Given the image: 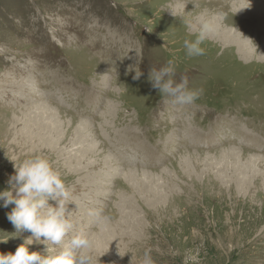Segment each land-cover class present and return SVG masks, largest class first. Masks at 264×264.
<instances>
[{"label":"rangeland","instance_id":"374dc122","mask_svg":"<svg viewBox=\"0 0 264 264\" xmlns=\"http://www.w3.org/2000/svg\"><path fill=\"white\" fill-rule=\"evenodd\" d=\"M239 1L0 0V181L7 190L15 163L48 159L71 193L69 238L91 235L98 264H139L147 249L155 264H264V153L256 151L264 143V27L257 40L249 33L228 48L215 35L201 57L188 58L183 47L202 13L217 19L218 33L244 24L228 13ZM263 13L252 16L261 21ZM244 42L250 57L240 51ZM211 58L217 63L208 66ZM170 59L176 83L187 76L190 89L204 90L193 106L166 102L148 80ZM39 111L53 130L42 131L50 148L29 120L43 121L34 118ZM14 207L0 200V255L26 245L46 256V244L8 220ZM90 211L110 217L107 231Z\"/></svg>","mask_w":264,"mask_h":264},{"label":"clouds","instance_id":"9594fccd","mask_svg":"<svg viewBox=\"0 0 264 264\" xmlns=\"http://www.w3.org/2000/svg\"><path fill=\"white\" fill-rule=\"evenodd\" d=\"M189 27L195 39L184 40L186 56L195 58L206 55L202 45L218 33L217 19H207L202 13L198 17V26L190 24ZM175 70L176 61L170 59L159 70L151 68L148 80L166 102L170 100L173 105L181 108L193 106L202 97L204 90L190 89L187 76L181 77V81L176 83L173 79ZM142 75L141 71L136 72L134 79L139 80ZM15 171L16 175L9 180L10 190L0 193V200H4V207L15 205L8 214V220L17 232L30 231L36 241L46 244L47 255L29 253L28 247L21 245L15 254L0 255V264H98L91 235L77 233L69 238L74 228L69 217L66 218V206L70 203L71 193L50 161L42 156L25 159L19 165L15 163ZM50 200L56 201L58 206H50ZM89 215L95 217V225L100 232L109 229L110 217L92 211ZM27 241L31 244L33 239ZM56 247L60 249L58 252H55ZM52 252L55 254H48ZM139 264H155L151 249L145 250Z\"/></svg>","mask_w":264,"mask_h":264},{"label":"bare ground","instance_id":"6f19581e","mask_svg":"<svg viewBox=\"0 0 264 264\" xmlns=\"http://www.w3.org/2000/svg\"><path fill=\"white\" fill-rule=\"evenodd\" d=\"M226 4V3H225ZM210 6V8L212 9L213 8V10H214V4H211V5H209ZM196 7V6H195ZM205 7V6H204ZM208 7V6H207ZM217 7V6H216ZM223 7H227V5H224ZM190 8V7H189ZM199 8V7H198ZM228 8V7H227ZM194 9V8H193ZM229 9V12L228 13H230L231 15H233V17L234 16H240V17H242V16H244V17H242V21H245L244 22V24H242L241 22H239L240 24H239V27H237V28H230L227 24H224V19L222 18V16L220 17V20L223 22V29L221 30V31H219V33H217L216 34V38L218 39H215L218 43H220L222 46H224V45H228L227 47L225 46V48H228V47H230V46H232V45H234V43H236V39H239L240 40V36L242 37H246V36H248L249 35V33L251 34V36L252 37H254L253 39H256L255 37H257L258 35L256 34L257 33V31L258 30H260L261 29V27H259L260 25H263L262 27H264V13L261 15V17H263L262 19L263 20H261V21H259V20H257V17H254V16H252V14H255L257 11H258V9L259 10H264V3H262V2H258L257 0H241V1H239V2H236V3H233L232 5H231V7L230 8H228ZM198 9H196V10H194V12H196ZM210 10V9H209ZM217 10V9H216ZM219 10V9H218ZM225 11V10H224ZM202 12V11H201ZM207 12H208V10H207ZM198 13V12H197ZM220 13V12H219ZM196 14V13H195ZM207 14H209V12L207 13ZM235 14H237V15H235ZM250 14V15H249ZM227 19V18H226ZM228 20V19H227ZM257 20V25L258 26H256L255 28H253V27H251V28H245V23L247 24V22H253V21H256ZM221 23V22H220ZM260 23V24H259ZM234 26V25H233ZM221 27V26H220ZM220 30V29H219ZM220 32H222V33H220ZM221 34H223L224 36L221 38ZM250 36V37H251ZM220 39V40H219ZM243 39V38H242ZM257 40V39H256ZM245 43V42H244ZM244 43H242V44H244ZM246 45H250V44H248L247 42L245 43V49H240V51H241V53H243V57H250V56H252V48H248V46L246 47ZM237 46H239L238 44H237ZM224 48V49H225ZM212 49V48H211ZM255 53V52H254ZM253 53V54H254ZM239 54V53H238ZM216 55V54H215ZM201 57V56H200ZM258 57V56H257ZM203 59H204V57H202ZM237 60V59H236ZM239 60V59H238ZM225 61V60H224ZM235 61V60H234ZM207 62H210V63H208V66H212V64H214V63H217V62H215V60H213L212 58H211V60L209 61V60H207ZM250 62V61H249ZM248 63V62H247ZM261 64V63H260ZM225 65V64H224ZM259 66V65H258ZM262 66H263V64H262ZM200 69V68H199ZM223 69V68H222ZM262 70H263V68H261ZM207 70H210V68H207ZM222 71V70H221ZM256 71V70H255ZM208 77V76H207ZM210 81H212V80H210ZM213 83V82H212ZM227 84V83H226ZM245 85V84H244ZM247 85V84H246ZM224 86V85H223ZM241 87V86H240ZM221 89V88H220ZM219 89V90H220ZM211 91V90H210ZM236 91V90H235ZM238 91V90H237ZM236 91V92H237ZM211 93V92H210ZM210 93H209V95H210ZM235 94V93H234ZM245 94V93H244ZM249 94V93H248ZM205 95H207V94H205ZM236 95V94H235ZM255 95V94H254ZM254 95H252V96H254ZM212 96V95H211ZM256 96V95H255ZM231 97V95L230 96H222L221 97V99H225V98H230ZM249 97V96H248ZM6 98H8L7 96H6ZM209 98V97H208ZM205 99V98H204ZM245 99V101L246 100H251L250 98L249 99H247V98H244ZM258 99V98H257ZM263 100V99H262ZM250 103V102H249ZM264 104V103H263ZM246 105V104H245ZM260 105H261V103H260ZM253 106H254V104H253ZM39 110H41V111H44V108H39ZM41 111H39V113H36L37 114V116H36V114H35V116H34V118H38V117H40V118H42L43 119V121H41L40 123L39 122H37L36 120H32V119H29L30 121H31V123L32 124H34L35 126H37L38 128H37V130H36V132H35V134H36V137H37V141L39 142V143H45L44 142V139H45V136L43 135V133H42V131L43 130H45L46 128H47V130H51V128L50 127H48L47 125H44V123H45V120H44V116L40 113ZM213 111H215V110H213ZM37 112V111H36ZM8 114H9V112H8ZM26 114V113H25ZM5 115V114H4ZM4 115H3V117H4ZM10 115V114H9ZM0 117H2L1 115H0ZM9 117V116H8ZM31 118V117H30ZM12 119V118H11ZM27 119V120H28ZM185 121V120H184ZM24 123H25V121H23ZM14 124H16V127L18 128L19 126H18V124L19 123H14ZM27 124V123H26ZM255 124V123H254ZM7 125V124H6ZM28 125H30V124H28ZM28 125L26 126V125H23L24 127L23 128H25L23 131H27V133L29 134V136H32L31 134H34V132H33V130L34 129H32V128H28ZM10 126H11V124H10ZM34 126V127H35ZM253 126V125H252ZM12 127V126H11ZM10 127V128H11ZM31 127V126H30ZM254 127V126H253ZM16 128V129H17ZM22 128V129H23ZM255 128V127H254ZM14 129V128H13ZM20 129V128H19ZM8 130V129H7ZM247 130V129H246ZM12 131V130H11ZM52 134H53V130H51L50 131ZM203 132V131H202ZM201 132V133H202ZM200 133V134H201ZM2 135H4V132H2ZM17 135V134H16ZM27 135V134H26ZM197 135V134H196ZM191 136V137H189L186 141H184L185 143H192L193 144V142H195V141H193V140H195L196 139V137L198 136ZM34 136V135H33ZM13 138V137H12ZM22 138H24V137H22ZM14 140V139H13ZM27 140V139H26ZM25 140V141H26ZM46 140V139H45ZM4 141V140H3ZM17 141V140H16ZM15 141V142H16ZM47 141V140H46ZM206 141V140H205ZM12 142V141H11ZM20 142V141H19ZM22 142H24V141H22ZM29 142V141H28ZM13 143V142H12ZM25 143V142H24ZM212 143V142H211ZM33 144V143H32ZM36 144V143H35ZM15 145H16V143H15ZM44 145V144H43ZM45 145H47L48 146V148H50L51 146H50V143L48 142V143H45ZM41 146V145H40ZM9 147V146H8ZM36 148V147H35ZM30 149V148H29ZM28 149V150H29ZM38 149V148H37ZM40 149V148H39ZM36 151V150H35ZM39 151V150H38ZM41 151V150H40ZM256 151H257V155H258V153H264V143H263V145H262V143H261V145L258 147L257 146V149H256ZM31 152H33L32 150H31ZM54 153V152H53ZM52 153V154H53ZM244 153V152H243ZM22 155V154H21ZM60 155V154H59ZM262 158H263V156H262ZM230 159V158H229ZM1 160V159H0ZM257 161V160H256ZM154 162V161H153ZM215 162V161H214ZM137 164V163H136ZM155 164V163H154ZM66 166V165H65ZM228 168V167H227ZM133 169V168H132ZM138 170V169H137ZM232 171V170H231ZM243 173V172H242ZM231 189H232V187H231ZM4 190H7V187H6V184H4L3 182H1L0 181V193H2ZM171 204V203H170Z\"/></svg>","mask_w":264,"mask_h":264}]
</instances>
